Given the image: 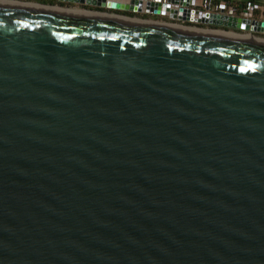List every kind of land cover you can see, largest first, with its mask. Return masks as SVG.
I'll list each match as a JSON object with an SVG mask.
<instances>
[{
  "label": "water",
  "instance_id": "1",
  "mask_svg": "<svg viewBox=\"0 0 264 264\" xmlns=\"http://www.w3.org/2000/svg\"><path fill=\"white\" fill-rule=\"evenodd\" d=\"M20 4L0 2V264H264V45Z\"/></svg>",
  "mask_w": 264,
  "mask_h": 264
},
{
  "label": "built area",
  "instance_id": "2",
  "mask_svg": "<svg viewBox=\"0 0 264 264\" xmlns=\"http://www.w3.org/2000/svg\"><path fill=\"white\" fill-rule=\"evenodd\" d=\"M131 1L137 2L138 9L123 10L125 4L132 6ZM156 5L159 8L156 9ZM92 10L93 14L105 19L188 33L225 34L264 45V31L260 30L264 28V0H105L103 8L93 7ZM217 17L239 19L240 24L247 27H222L210 23Z\"/></svg>",
  "mask_w": 264,
  "mask_h": 264
},
{
  "label": "crops",
  "instance_id": "3",
  "mask_svg": "<svg viewBox=\"0 0 264 264\" xmlns=\"http://www.w3.org/2000/svg\"><path fill=\"white\" fill-rule=\"evenodd\" d=\"M0 2L4 3H15V4H26L30 6H40L41 5H52L53 7H57V1L56 0H0Z\"/></svg>",
  "mask_w": 264,
  "mask_h": 264
},
{
  "label": "rangeland",
  "instance_id": "4",
  "mask_svg": "<svg viewBox=\"0 0 264 264\" xmlns=\"http://www.w3.org/2000/svg\"><path fill=\"white\" fill-rule=\"evenodd\" d=\"M57 5H59L60 8H62L63 10H67V11L72 10V11H78V12H82V13H88V12L93 13L92 9L85 8L82 6L76 7V6H69V5H64V4L60 5L58 3H57Z\"/></svg>",
  "mask_w": 264,
  "mask_h": 264
},
{
  "label": "bare ground",
  "instance_id": "5",
  "mask_svg": "<svg viewBox=\"0 0 264 264\" xmlns=\"http://www.w3.org/2000/svg\"><path fill=\"white\" fill-rule=\"evenodd\" d=\"M7 4H10V5H18V4H15V3H7ZM19 5H21V4H19ZM28 6H30V5H28ZM71 12L76 13V14L79 13V14H84V15H90V16H93V17H100V16L95 15V14L90 13V12H88V13H82V12H78V11H71ZM100 18H102V17H100ZM212 35H215V36H218V37H226V38H232V39H235V37H232V36H230V35H225V34H218V33H215V34H212Z\"/></svg>",
  "mask_w": 264,
  "mask_h": 264
}]
</instances>
